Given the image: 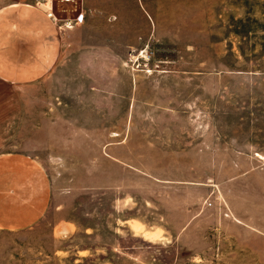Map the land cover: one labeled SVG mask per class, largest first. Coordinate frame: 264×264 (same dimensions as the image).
I'll return each instance as SVG.
<instances>
[{"label":"rangeland","instance_id":"rangeland-1","mask_svg":"<svg viewBox=\"0 0 264 264\" xmlns=\"http://www.w3.org/2000/svg\"><path fill=\"white\" fill-rule=\"evenodd\" d=\"M54 6L56 66L0 79V153L52 203L0 264H264V0Z\"/></svg>","mask_w":264,"mask_h":264},{"label":"crops","instance_id":"crops-1","mask_svg":"<svg viewBox=\"0 0 264 264\" xmlns=\"http://www.w3.org/2000/svg\"><path fill=\"white\" fill-rule=\"evenodd\" d=\"M56 1L7 0L0 5L2 81L12 85L32 83L56 66L62 46ZM49 12L54 18L48 16ZM41 167L28 152L0 153L1 229L30 227L48 210L53 183ZM235 220L243 223L240 218ZM63 228L69 232L68 226Z\"/></svg>","mask_w":264,"mask_h":264},{"label":"built area","instance_id":"built-area-1","mask_svg":"<svg viewBox=\"0 0 264 264\" xmlns=\"http://www.w3.org/2000/svg\"><path fill=\"white\" fill-rule=\"evenodd\" d=\"M48 16L54 18L53 13H51V12L48 13ZM81 18H82V16L79 17L80 20H81ZM76 21H78V20H76ZM64 25H65L67 28H70V27L73 25L72 20H67V21L65 22ZM60 29H62V25H60ZM211 204H212V203H210V205H211Z\"/></svg>","mask_w":264,"mask_h":264},{"label":"bare ground","instance_id":"bare-ground-1","mask_svg":"<svg viewBox=\"0 0 264 264\" xmlns=\"http://www.w3.org/2000/svg\"><path fill=\"white\" fill-rule=\"evenodd\" d=\"M70 1H75V0H70ZM131 222V221H130ZM134 224H135V222H134ZM138 227V226H137ZM147 233V232H146Z\"/></svg>","mask_w":264,"mask_h":264}]
</instances>
